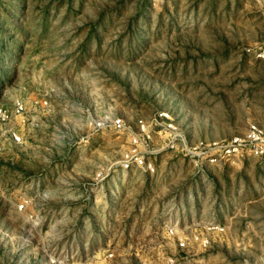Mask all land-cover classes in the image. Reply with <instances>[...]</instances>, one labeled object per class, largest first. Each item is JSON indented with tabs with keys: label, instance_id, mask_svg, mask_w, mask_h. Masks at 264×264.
Masks as SVG:
<instances>
[{
	"label": "rangeland",
	"instance_id": "rangeland-1",
	"mask_svg": "<svg viewBox=\"0 0 264 264\" xmlns=\"http://www.w3.org/2000/svg\"><path fill=\"white\" fill-rule=\"evenodd\" d=\"M263 39L258 0H0V106L23 103L0 121V264H264V161L199 169L153 132V172L119 162L160 111L190 140L264 125Z\"/></svg>",
	"mask_w": 264,
	"mask_h": 264
},
{
	"label": "built area",
	"instance_id": "built-area-1",
	"mask_svg": "<svg viewBox=\"0 0 264 264\" xmlns=\"http://www.w3.org/2000/svg\"><path fill=\"white\" fill-rule=\"evenodd\" d=\"M157 1V0H155ZM264 4V0H258ZM246 52L255 58L264 59V39L255 46L247 47ZM23 111V103L16 100L13 103L12 111L0 106V121L7 120L11 115H20ZM151 124L158 126V130H152ZM111 127L120 132L125 129L122 117H114L110 121ZM160 133V150H169L187 158L195 167L203 169L210 165L232 164L239 159L252 156L264 161V125L257 122H249L245 130L229 138L209 140L195 139L190 140L183 131L176 125L167 111H160L152 116L151 123L144 120H138L137 133H133L129 139L127 149L122 153L119 160L122 169H129L132 165L141 167L145 171H154L152 161L147 157L154 152L148 150V143L152 140V133ZM15 140L20 137L11 133ZM169 233H173L171 226L167 227ZM207 230L221 231L222 228L210 224ZM203 245L208 243V237H200ZM180 245L183 241L180 238Z\"/></svg>",
	"mask_w": 264,
	"mask_h": 264
}]
</instances>
